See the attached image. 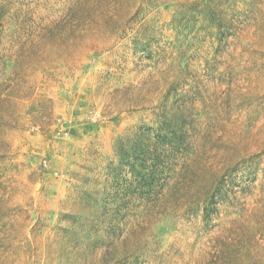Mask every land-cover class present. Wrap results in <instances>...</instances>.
I'll return each mask as SVG.
<instances>
[{
    "label": "rangeland",
    "instance_id": "obj_1",
    "mask_svg": "<svg viewBox=\"0 0 264 264\" xmlns=\"http://www.w3.org/2000/svg\"><path fill=\"white\" fill-rule=\"evenodd\" d=\"M0 264H264V0H0Z\"/></svg>",
    "mask_w": 264,
    "mask_h": 264
}]
</instances>
